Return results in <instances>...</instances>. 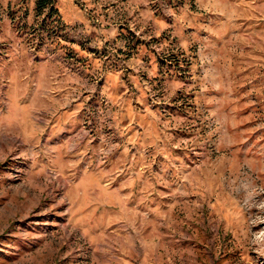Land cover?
<instances>
[{"label":"rangeland","instance_id":"rangeland-1","mask_svg":"<svg viewBox=\"0 0 264 264\" xmlns=\"http://www.w3.org/2000/svg\"><path fill=\"white\" fill-rule=\"evenodd\" d=\"M110 2L153 75L85 143L0 126V264H264V0Z\"/></svg>","mask_w":264,"mask_h":264},{"label":"crops","instance_id":"crops-1","mask_svg":"<svg viewBox=\"0 0 264 264\" xmlns=\"http://www.w3.org/2000/svg\"><path fill=\"white\" fill-rule=\"evenodd\" d=\"M108 1L82 0L79 7L56 0L60 26L49 34L37 28L31 1L16 28L33 38L26 45L15 37V12L0 13V42L18 41L8 49L0 45V82L6 85L7 104L0 126L7 121L21 131L26 125L30 132L82 134L85 143L106 120L115 122L123 101H139L154 66L142 61L140 45L134 46L132 34H126L131 30L118 21L123 14ZM146 66L148 74L143 73ZM84 143L68 149H85ZM61 162L56 156L54 163Z\"/></svg>","mask_w":264,"mask_h":264},{"label":"trees","instance_id":"trees-1","mask_svg":"<svg viewBox=\"0 0 264 264\" xmlns=\"http://www.w3.org/2000/svg\"><path fill=\"white\" fill-rule=\"evenodd\" d=\"M31 1L34 3V16L39 19L37 21V28L40 30L46 29L48 34L53 32L55 29H58L60 21L58 17V10L56 8V0H18L19 5L24 6L22 10L24 12L21 15V18L28 14V8L25 7V5L31 3ZM21 18H18V20ZM10 19L14 20V16L12 14L10 15Z\"/></svg>","mask_w":264,"mask_h":264}]
</instances>
